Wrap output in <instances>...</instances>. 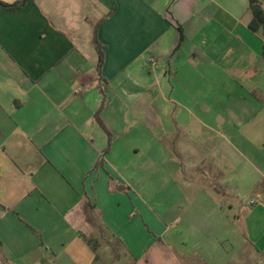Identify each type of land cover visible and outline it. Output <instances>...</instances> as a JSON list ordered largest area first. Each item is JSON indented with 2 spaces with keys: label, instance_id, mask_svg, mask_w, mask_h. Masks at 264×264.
Instances as JSON below:
<instances>
[{
  "label": "crops",
  "instance_id": "0c3cea01",
  "mask_svg": "<svg viewBox=\"0 0 264 264\" xmlns=\"http://www.w3.org/2000/svg\"><path fill=\"white\" fill-rule=\"evenodd\" d=\"M253 19L250 0L0 6V264H264Z\"/></svg>",
  "mask_w": 264,
  "mask_h": 264
},
{
  "label": "rangeland",
  "instance_id": "374dc122",
  "mask_svg": "<svg viewBox=\"0 0 264 264\" xmlns=\"http://www.w3.org/2000/svg\"><path fill=\"white\" fill-rule=\"evenodd\" d=\"M141 154H143L144 156L149 155L151 152L147 151V149L145 151L140 152ZM148 159H146L145 161H147ZM150 166H148V164L146 163L145 169L146 170H150L149 169ZM147 179V178H146ZM160 186L162 188L165 189V191L167 192L168 189V185L165 184L164 180L161 179V183ZM153 188L150 185L148 189H146V194H152ZM163 194H167V193H163ZM257 196H255V194H241L240 199H238L237 204L239 205V207L243 210V211H249V207L252 205V202H257V204L259 203L257 198ZM114 246H117V244L114 241Z\"/></svg>",
  "mask_w": 264,
  "mask_h": 264
},
{
  "label": "trees",
  "instance_id": "16d2710c",
  "mask_svg": "<svg viewBox=\"0 0 264 264\" xmlns=\"http://www.w3.org/2000/svg\"><path fill=\"white\" fill-rule=\"evenodd\" d=\"M28 1L30 0H21L15 2L14 4H7L0 1V6L10 10H16L25 5ZM250 7L254 13L253 24L258 25V27H262L264 25V12L261 9L258 0H250Z\"/></svg>",
  "mask_w": 264,
  "mask_h": 264
},
{
  "label": "built area",
  "instance_id": "2783aa9c",
  "mask_svg": "<svg viewBox=\"0 0 264 264\" xmlns=\"http://www.w3.org/2000/svg\"><path fill=\"white\" fill-rule=\"evenodd\" d=\"M153 64H156V62L153 60ZM254 203V201L252 202V204Z\"/></svg>",
  "mask_w": 264,
  "mask_h": 264
}]
</instances>
